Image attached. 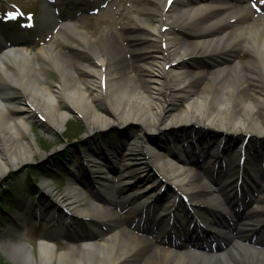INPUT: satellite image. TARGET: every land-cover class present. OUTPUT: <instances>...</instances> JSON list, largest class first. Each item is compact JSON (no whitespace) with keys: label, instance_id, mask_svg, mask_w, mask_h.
Returning <instances> with one entry per match:
<instances>
[{"label":"bare ground","instance_id":"6f19581e","mask_svg":"<svg viewBox=\"0 0 264 264\" xmlns=\"http://www.w3.org/2000/svg\"><path fill=\"white\" fill-rule=\"evenodd\" d=\"M156 1L155 7L144 5L134 17L127 49L115 43L108 30L96 34L74 21L66 22L60 33L74 56L62 53L53 43L38 52L20 45L2 47L0 175L40 153L35 136H30L39 114L53 136L63 132L74 114L84 120L85 136L138 124L141 136L134 138L136 161L154 173L157 186L172 188L176 195L190 194L196 201L205 193L209 199L206 209L225 219L215 228L228 244L219 253L201 257L183 256V251L173 248L163 250L147 234L137 235L129 229L126 221L132 211L121 214L92 202L78 181L71 180L61 198L70 212L69 220L96 217L97 224L100 221L110 228L105 239L97 241V233L85 235L76 248L61 254L45 240L40 243L39 257L29 245L14 243L5 249L14 263L264 264V242L259 237L264 236V190L258 186L262 178L258 174L251 177L249 188L259 191V197L238 218L233 207L239 201L246 204L250 194L230 177L231 167L205 180L192 167L162 160L158 146L149 141L150 133L187 125L208 128L225 138L264 139V13L253 6V0ZM150 17L156 18L155 25ZM108 22L114 25L112 17ZM46 69L58 72L59 79L50 82L43 76ZM175 102L185 103L186 108L171 112ZM103 157L96 153V158ZM112 177L108 182L117 176ZM118 187L112 186L114 190ZM128 195L139 199L144 193ZM86 203L91 206L86 208ZM139 206L142 203L132 209ZM222 211L230 214V221ZM160 233L150 236L158 238ZM147 250L151 252L143 261L142 253Z\"/></svg>","mask_w":264,"mask_h":264},{"label":"rangeland","instance_id":"374dc122","mask_svg":"<svg viewBox=\"0 0 264 264\" xmlns=\"http://www.w3.org/2000/svg\"><path fill=\"white\" fill-rule=\"evenodd\" d=\"M261 2V0H257ZM58 2L54 5V3ZM113 3V6L111 4ZM24 10L26 13L35 12L36 24L27 19H23L24 22L30 24L33 28L28 34L30 45L27 46L32 52H37L44 45L53 43L62 53L74 56L72 46L66 44L60 38L61 29L58 37L55 38V33L58 32L62 20H76L81 23V27L90 32H97L100 34L104 30H108L111 35H114L113 40L121 47L127 49L129 40L127 34L129 27L134 24V17L138 14L142 6H148L153 8L157 5L156 0H0V19L3 15H9L17 12V7ZM260 6L264 10V3L261 2ZM61 12V20L55 16V13ZM113 12L114 25L102 20V18H108L109 14ZM49 13L53 18H49L44 21V13ZM151 24H156V18L150 17ZM19 24L4 26L0 24V39L4 40L1 33L8 31L9 29H15L12 33V38H18L25 33L19 29ZM188 28V27H187ZM190 29L193 27H189ZM188 28V29H189ZM195 30V29H194ZM129 58V56H128ZM246 55L243 59H247ZM43 72V76L48 78L50 82L59 79V73L55 70L46 69ZM186 108V104L183 102H175L171 112L182 110ZM171 109V108H170ZM168 115V113H167ZM166 115V116H167ZM45 118L39 115L32 123V129L30 136H35L36 142L39 144L40 153L35 155L34 158L27 164L20 166L12 172L7 173L5 176L0 175V196H11V199L4 201L5 206H11L14 208L16 214L0 226V257L4 258L10 264L13 263L9 256L4 254L7 246L14 243L28 244L34 248L35 254L39 257V247L42 241H45L46 237H50L48 240L53 245L57 254L68 252L70 249L76 248L79 244L81 237L96 232L100 236L97 241H103L105 234L109 230L106 226H99L93 221L79 218L73 220V225L67 227L64 221V211H59V206L62 203L61 198L66 194L67 188L70 186L71 174L77 173L80 175V179L85 184L81 186L85 190L86 196L92 200L104 205L105 208L109 206L117 209L119 212L124 213L126 204L121 206L115 204L116 200L122 198L123 192H129L130 190L143 192L145 191V199L142 202L149 199L152 202V209L156 213L157 210L165 207H171L175 215L181 216L183 219H187L184 222L188 223V212L186 211V204L180 195V204L173 207L174 194L172 190L165 187H157L154 183L152 173L147 172L144 174L145 168L136 167L135 169H128L121 176L129 178L128 181H121L120 177L114 179V182H108L105 180V176L102 173L92 174V183H89L85 174V167L83 166V157L86 154H92L93 151L105 152L107 156L112 154L107 149V146L112 144L111 141H106L105 136L112 133L123 134L125 139H133L141 136V129L138 124H131L127 127L111 128L97 132L92 136H85V123L81 116L74 114L69 118L62 133L53 136L48 128ZM82 126L83 131L74 136L78 127ZM99 135H104V141L100 147ZM30 136L27 138L30 139ZM127 137V138H126ZM207 137L209 142L221 140L224 142L223 150L227 152L224 162H229L232 157L239 158V150L243 147L249 156V163L247 171H245V177L248 178L249 172L254 174L258 171L264 170V163H261V156L264 153V139H259L252 136L237 137H223L216 131L209 130L205 127L199 126H177L172 129H167L163 133H150L149 141L159 147V155L162 156L164 151L168 150L171 142H183L188 141H200L201 138ZM111 142V143H110ZM185 148L184 146H178L175 149L178 151ZM172 151V148H169ZM182 151V150H181ZM71 156L69 161L64 164L55 163L58 158L63 156ZM47 155V156H45ZM236 155V156H234ZM135 158V157H133ZM199 157H193L194 160H198ZM235 159V158H234ZM65 161V160H64ZM71 162L77 163V166L71 165ZM136 163V160H132ZM55 163V164H54ZM211 163V165H210ZM221 162L211 161L207 164V171L211 176H217L221 169H214V167ZM108 168L111 163H104ZM203 167L206 166V162L203 159ZM70 166V167H69ZM234 169L230 172V177L235 180L237 177V166L233 165ZM195 172L200 171L203 178L206 180L204 172L200 170L197 165L192 166ZM100 169V168H99ZM34 170V172L32 171ZM226 170V169H225ZM31 172L34 173L35 184L32 181L29 183V188H23L26 182H29ZM31 178V180H32ZM120 182V183H119ZM119 183V184H118ZM31 184V185H30ZM119 185L118 190H114L112 186ZM264 184V183H263ZM88 185V186H87ZM35 186V187H33ZM141 187V189H139ZM133 188V189H131ZM13 189H22L24 191L12 192ZM32 190L29 192L27 190ZM138 189V190H136ZM16 191V190H15ZM31 195L37 196V199L33 201ZM188 195L187 202H193L194 208H191L190 215L200 217L204 221H215L213 212L208 211L206 207H209V199L204 193L203 198L193 201L194 198ZM227 196V195H226ZM14 199H20L21 201L16 204ZM129 199V198H127ZM90 203H86L85 207H90ZM1 208V207H0ZM139 208L134 214H141ZM1 210V209H0ZM226 212V211H225ZM159 215H162L161 213ZM152 217V214H149ZM129 222H132L130 219ZM165 224V221L162 222ZM189 228V226H188ZM199 226H196V231ZM212 228V226H211ZM177 230V227H175ZM138 233V232H136ZM192 233V231H191ZM161 247V246H160ZM151 251L147 250L142 253L141 259L145 261V258ZM73 257H76L77 252L74 251Z\"/></svg>","mask_w":264,"mask_h":264},{"label":"trees","instance_id":"16d2710c","mask_svg":"<svg viewBox=\"0 0 264 264\" xmlns=\"http://www.w3.org/2000/svg\"><path fill=\"white\" fill-rule=\"evenodd\" d=\"M82 131H83L82 126H79L74 136L76 137V135ZM0 264H10V263L7 262L4 258L0 257Z\"/></svg>","mask_w":264,"mask_h":264},{"label":"snow or ice","instance_id":"6c2138e0","mask_svg":"<svg viewBox=\"0 0 264 264\" xmlns=\"http://www.w3.org/2000/svg\"><path fill=\"white\" fill-rule=\"evenodd\" d=\"M262 3H264V0H261ZM255 7V5H253ZM10 18H15V14H10Z\"/></svg>","mask_w":264,"mask_h":264},{"label":"water","instance_id":"95a60500","mask_svg":"<svg viewBox=\"0 0 264 264\" xmlns=\"http://www.w3.org/2000/svg\"><path fill=\"white\" fill-rule=\"evenodd\" d=\"M122 136H124L123 134H122ZM207 137H203V138H201L202 140H208V139H206ZM216 140H218V138L216 139Z\"/></svg>","mask_w":264,"mask_h":264}]
</instances>
